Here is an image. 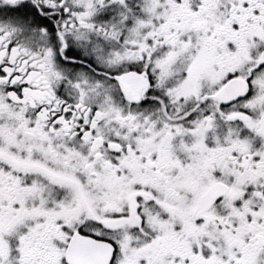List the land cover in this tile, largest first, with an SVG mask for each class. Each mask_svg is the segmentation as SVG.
<instances>
[{
  "label": "snow or ice",
  "instance_id": "snow-or-ice-1",
  "mask_svg": "<svg viewBox=\"0 0 264 264\" xmlns=\"http://www.w3.org/2000/svg\"><path fill=\"white\" fill-rule=\"evenodd\" d=\"M0 264H264V0H0Z\"/></svg>",
  "mask_w": 264,
  "mask_h": 264
}]
</instances>
